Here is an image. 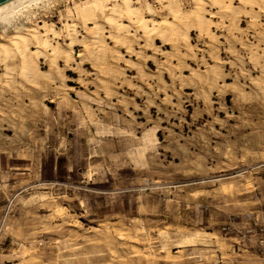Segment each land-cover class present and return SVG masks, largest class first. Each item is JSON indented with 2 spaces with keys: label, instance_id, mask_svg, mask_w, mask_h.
I'll list each match as a JSON object with an SVG mask.
<instances>
[{
  "label": "rangeland",
  "instance_id": "1",
  "mask_svg": "<svg viewBox=\"0 0 264 264\" xmlns=\"http://www.w3.org/2000/svg\"><path fill=\"white\" fill-rule=\"evenodd\" d=\"M71 2L36 19L61 27ZM236 35L242 64L225 65L215 90L201 81L212 61L195 31L200 77L160 78L156 53L138 60L148 82L121 64L110 97L89 64L65 71L63 86L0 70V264H264V94L238 46L251 38ZM187 237L199 241L177 247Z\"/></svg>",
  "mask_w": 264,
  "mask_h": 264
},
{
  "label": "bare ground",
  "instance_id": "2",
  "mask_svg": "<svg viewBox=\"0 0 264 264\" xmlns=\"http://www.w3.org/2000/svg\"><path fill=\"white\" fill-rule=\"evenodd\" d=\"M233 1L192 0V10L185 12L179 0H155L165 11L158 17L156 8L148 0H73L66 6L65 13L60 14L62 25L58 27L54 22L36 19L41 11L55 7L56 0H9L0 5V70L9 78L17 71L20 80L27 83L38 85L43 79L46 84L63 86L68 81L65 71L82 72V66L89 64L99 80V87L110 97L112 91L108 84L125 74L119 69L121 64L136 71L140 80L147 81L146 64L142 63V66L138 60L150 61L156 53L163 55V61L158 62L160 78L166 71L180 81L184 80L182 74L185 71L196 76L189 61L202 64L207 60L205 55L199 60L194 52L191 32L195 31L198 39L207 40L200 51L212 61L204 68L201 81L209 89H214L226 83L225 65L242 64L240 50L235 45L236 33L241 29L246 30L251 41L246 43L244 38L238 46L246 52L252 71L258 74L252 82L264 94V22L260 23L264 19V0ZM243 17L249 22L245 29L242 27ZM218 37H224L225 48L231 55L226 61L218 53L219 43L215 45ZM157 41L160 45L156 44ZM110 43L112 47H109ZM135 43L141 45L139 49ZM162 46L169 49L165 51ZM77 47L81 50L77 51ZM146 51L152 54L147 56ZM250 70L241 67L243 72ZM197 241L187 237L176 244L182 248L193 246Z\"/></svg>",
  "mask_w": 264,
  "mask_h": 264
},
{
  "label": "water",
  "instance_id": "3",
  "mask_svg": "<svg viewBox=\"0 0 264 264\" xmlns=\"http://www.w3.org/2000/svg\"><path fill=\"white\" fill-rule=\"evenodd\" d=\"M7 1H9V0H0V5L7 2Z\"/></svg>",
  "mask_w": 264,
  "mask_h": 264
}]
</instances>
